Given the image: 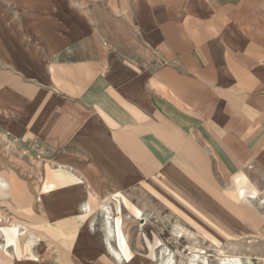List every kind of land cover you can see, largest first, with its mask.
I'll list each match as a JSON object with an SVG mask.
<instances>
[{
	"label": "crops",
	"instance_id": "crops-1",
	"mask_svg": "<svg viewBox=\"0 0 264 264\" xmlns=\"http://www.w3.org/2000/svg\"><path fill=\"white\" fill-rule=\"evenodd\" d=\"M11 2L0 129L98 190L145 184L166 168L204 181L220 174L231 179L235 222L264 237L252 199L264 190V0ZM82 244L95 261L101 244L87 235Z\"/></svg>",
	"mask_w": 264,
	"mask_h": 264
},
{
	"label": "rangeland",
	"instance_id": "rangeland-1",
	"mask_svg": "<svg viewBox=\"0 0 264 264\" xmlns=\"http://www.w3.org/2000/svg\"><path fill=\"white\" fill-rule=\"evenodd\" d=\"M11 18V0H0V32ZM20 138L0 129V264H217L220 253L264 264V237L251 224L236 223L226 204L231 179L215 173L197 180L166 168L145 184L111 190L107 182L98 190L85 175L57 163L54 153L36 160V146ZM51 184L52 192L45 189ZM252 199L262 210L264 190ZM85 235L102 246L95 261L84 258ZM112 249L123 257L118 260ZM194 255L199 257L192 260Z\"/></svg>",
	"mask_w": 264,
	"mask_h": 264
},
{
	"label": "bare ground",
	"instance_id": "bare-ground-1",
	"mask_svg": "<svg viewBox=\"0 0 264 264\" xmlns=\"http://www.w3.org/2000/svg\"><path fill=\"white\" fill-rule=\"evenodd\" d=\"M103 207V206H102ZM108 207H110V206H108ZM111 208V207H110ZM101 210H104L103 208L101 209ZM119 211V210H118ZM105 212V211H104ZM107 212H108V210H107ZM111 214H112V212H111ZM106 215V214H105ZM110 217V216H109ZM108 220H109V218H107ZM119 228H120V230H121V232L123 233V240H124V242L126 241V239H125V235H124V232H123V229H122V223L120 224V226H119ZM107 229H108V232H109V234H113L114 233V229H113V227L112 226H110V225H108L107 226ZM1 234V233H0ZM24 234V232L21 234V235H23ZM2 238H3V236H2ZM36 241H37V238L36 237H34V236H32L31 238H30V243L31 244H34V243H36ZM5 241H4V239H3V243H2V245H1V249H4L5 248ZM164 252H166V251H164ZM163 255V254H162ZM161 255V256H162ZM199 257V255H194L193 256V258H192V260H195V259H197ZM158 260V259H157ZM171 261V258L169 257L168 259H167V262H170ZM191 264H193V262H191ZM221 264H226V262L225 261H223V262H221Z\"/></svg>",
	"mask_w": 264,
	"mask_h": 264
},
{
	"label": "built area",
	"instance_id": "built-area-1",
	"mask_svg": "<svg viewBox=\"0 0 264 264\" xmlns=\"http://www.w3.org/2000/svg\"><path fill=\"white\" fill-rule=\"evenodd\" d=\"M260 204L262 205L261 207L263 208L262 210H263V212H264V199L261 200ZM259 207H260V206H259Z\"/></svg>",
	"mask_w": 264,
	"mask_h": 264
}]
</instances>
